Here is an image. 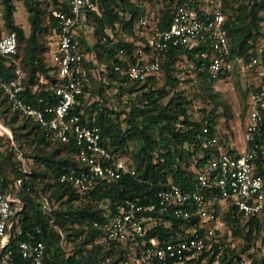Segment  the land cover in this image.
Wrapping results in <instances>:
<instances>
[{
  "label": "trees",
  "instance_id": "1",
  "mask_svg": "<svg viewBox=\"0 0 264 264\" xmlns=\"http://www.w3.org/2000/svg\"><path fill=\"white\" fill-rule=\"evenodd\" d=\"M94 1L95 9L84 12V20L77 29L87 82L71 112L79 114L84 124L98 126L103 144L133 167L135 173L125 174L116 180L96 179L85 194L68 183L60 182L62 173L84 169L77 157L79 145L73 138L68 142L46 139L42 126L14 109L0 88V116L5 119L4 124H0L4 128L8 126L12 133L7 140L0 135V188L5 194L13 192L18 200V210L12 217L13 229L3 251H10V254L5 260H0V264H32L18 251V243L22 240L44 244L43 264H117L129 261L133 255L132 247L136 250L135 255L140 257V242L113 246L99 240L100 227L92 225L93 221L102 219L103 211L114 209L126 200L136 201L145 208L139 215L148 217L144 222L146 240L157 238L163 243L175 242L193 232L205 238L193 212L188 219L178 217L170 210L160 212L157 192L170 183L184 191L190 190L196 173L204 169L214 154L220 150L230 153L237 150V146H231L229 142L231 115L228 107L217 101V95L212 91L216 81L242 76L237 63L230 72L210 78L211 50L197 44L183 51L170 48L162 54L158 73L164 70L166 81L160 87H157V77H149L142 83L130 80L121 72L140 60L139 48L149 51L146 42L151 30L170 26L176 6L188 2L198 10L199 4L205 0ZM15 2H21L27 13L28 34L14 21ZM156 3L159 7L154 9ZM221 5L223 27L232 53L239 61H248L255 54L256 46L264 43V0H221ZM0 8L5 29L2 32L0 28V37L13 30L18 43L17 53L12 59L0 55V79L9 80L19 67L23 73V99L41 109L54 104L56 96L52 88L59 80L53 59L55 52L48 63L45 62L43 53L46 46L39 36L51 34L57 42L58 20L53 12L66 10L67 5L63 0H0ZM85 26L89 27L93 42L84 32ZM261 59L264 63V52ZM181 60L191 63L198 81L205 87L206 95L202 99L211 105L199 108L197 115L190 108L191 99L183 90L176 88L179 80L173 75L174 65ZM116 65L120 70L115 69ZM98 67H101L98 72L100 82L93 94L92 72ZM258 73L253 69L243 77L246 80L240 90L243 123L249 95L264 86L249 82V78ZM168 84L172 87L171 95ZM104 85L110 88L117 101L125 99L128 108L107 106L102 92ZM92 96L95 99H88ZM122 114L124 117L120 119ZM221 119L225 121L224 127ZM18 120L20 123L13 126ZM204 128L207 132H203ZM211 136L220 137L218 145L205 144L204 141ZM22 138L35 147L34 158L42 169L27 172L14 159L13 147L8 145L20 143ZM255 165L256 172L264 171V154H259ZM41 180L39 191H49L51 205L48 209H43L39 202L36 184ZM214 207L227 231L206 237V245L196 257L183 262L168 261L167 264H239L242 255L264 260L258 250L264 215L243 217L228 202L217 201ZM18 229L21 231L19 234ZM67 243L72 246L71 250L65 248Z\"/></svg>",
  "mask_w": 264,
  "mask_h": 264
},
{
  "label": "built area",
  "instance_id": "2",
  "mask_svg": "<svg viewBox=\"0 0 264 264\" xmlns=\"http://www.w3.org/2000/svg\"><path fill=\"white\" fill-rule=\"evenodd\" d=\"M66 10H56L53 16L58 20V38L53 59L57 66L59 80L53 86L56 102L37 108L26 102L21 93L23 73L17 67L9 80L0 79V88L6 94L11 106L25 116L37 121L43 129L45 138L51 141L68 142L73 138L79 145L77 157L84 169L77 172H64L59 181L68 183L85 194L96 179L116 180L125 174L133 175L135 170L120 157L115 156L102 142L98 126L87 125L71 109L78 103L87 82L84 55L79 51L77 29L84 20L86 10L95 9L94 0H63ZM224 12L221 0H205L198 10L188 2L176 6L171 24L166 29H153L147 34L145 52L137 50L140 60L122 69L130 80L145 82L149 77L156 78L160 69L161 56L170 48L186 50L202 44L211 50L208 66L210 78L233 69L235 63L242 77L253 69L264 67L261 53L262 45L248 61H239L232 53L226 31L223 27ZM17 35L15 31H6L0 37V55L13 58L17 53ZM120 70L119 66H115ZM264 72L259 71L257 79L249 78L255 86L264 85ZM244 79V78H243ZM246 82V80H245ZM244 82V83H245ZM243 145L236 152L218 151L207 165L195 175L193 186L184 191L170 183L157 192L159 211H171L183 219L190 218L192 212L197 216L203 228L205 238L224 234L227 229L221 215L216 213L217 201L228 202L243 217L264 215V171L256 172L255 160L264 154V86L249 95L247 112L243 123ZM9 133L0 124L1 131ZM207 132V128L203 129ZM219 136L208 137L206 145H218ZM17 199L5 194L0 188V260H5L10 251H3L8 243L14 221L12 217L18 210ZM145 208L136 201L126 200L114 209L102 212V219L92 222L100 227L98 239L113 246L118 244L141 243V256L135 255L132 247L133 263L129 261L117 264H167L168 261L183 262L196 257L205 247L202 234L193 232L190 236L175 242H160L157 238L146 240L145 224L147 216L139 213ZM21 231L18 229L17 233ZM258 250L264 256V227H262ZM18 251L32 264H43L45 246L42 242L19 241ZM239 264H264L262 259H253L242 255Z\"/></svg>",
  "mask_w": 264,
  "mask_h": 264
},
{
  "label": "rangeland",
  "instance_id": "3",
  "mask_svg": "<svg viewBox=\"0 0 264 264\" xmlns=\"http://www.w3.org/2000/svg\"><path fill=\"white\" fill-rule=\"evenodd\" d=\"M159 7V4H154V9H157ZM1 12V8H0ZM26 11L23 8L21 2H15V12H14V21L23 27L26 34H28L29 31V24L27 22V15ZM16 19V20H15ZM0 28L1 31H5L3 26V21L1 18L0 13ZM85 33L87 34V37L90 42L94 41V37L92 36V33L88 26L84 27ZM40 41L46 46L45 51L43 53L44 61L48 63V61L51 58V55L55 52L56 49V40L53 35L49 34H42L39 36ZM264 43H260L259 45H262ZM101 67H98V70H94L93 73V81L91 83V92L95 89L96 86L99 85V78H100V70ZM259 71L264 72V67H260ZM99 72V73H98ZM196 73L193 71V67L191 66V63H188L185 60H181L175 63L174 65V71L173 75L178 78V83L176 88L179 90H183L185 94L191 99L190 108L195 115L198 114V109L201 108L204 105H207L206 107L209 108L210 104H205L204 100L202 99L203 95H206L205 87L202 83H200L195 75ZM252 77L254 80L257 79V75L253 74ZM157 87L162 86L166 79L164 70H161L157 74ZM238 82V85L236 84ZM245 80L242 76L238 77H228L223 80L216 81L213 84L212 91H214L217 95V101L221 102L223 105L228 107V112L231 115L228 122L229 132L230 134V145L231 146H242L243 145V115H242V107H243V98L241 96V88L245 86ZM167 89L170 91V95L172 92V87L167 85ZM175 87V86H174ZM103 95L106 98V104L109 107H116L119 108H125L127 109L128 106L126 104V100L123 101H117L115 97L113 96L112 92L110 91V88L104 85L103 87ZM93 93V92H92ZM94 94V93H93ZM93 97V96H92ZM102 97V96H101ZM88 99H95L89 98ZM101 99V98H100ZM222 109V108H221ZM220 109V110H221ZM223 110V109H222ZM221 110V111H222ZM246 114V113H245ZM124 117L122 114L120 116V119ZM245 118V115H244ZM4 120L2 116H0V122L4 124ZM222 126H225V121L223 119L220 120ZM19 120L13 123V126L18 125ZM124 126V123L122 124ZM6 129L9 133L2 132V137L7 140V138L10 137L11 130L8 126H6ZM12 134V133H11ZM20 143H13L11 142L9 147H13V157L16 161L20 162L21 168L27 172L35 170L42 169L41 165L35 160L34 155L36 153V149L32 144H29V140H26L25 138L20 139ZM5 148V147H4ZM3 148V149H4ZM36 187L38 188V191L42 187V180L39 181L36 184ZM13 192H10L11 196L14 198ZM49 191H39V202L43 209H48L50 207L51 202L48 199ZM223 202V201H221ZM223 204V203H222ZM56 205V203H55ZM46 206V207H45ZM64 245H66V241L63 240ZM68 250H71L72 246H69L67 243V246L65 247ZM133 259H130V262L133 263Z\"/></svg>",
  "mask_w": 264,
  "mask_h": 264
},
{
  "label": "crops",
  "instance_id": "4",
  "mask_svg": "<svg viewBox=\"0 0 264 264\" xmlns=\"http://www.w3.org/2000/svg\"><path fill=\"white\" fill-rule=\"evenodd\" d=\"M239 148H241V146Z\"/></svg>",
  "mask_w": 264,
  "mask_h": 264
}]
</instances>
